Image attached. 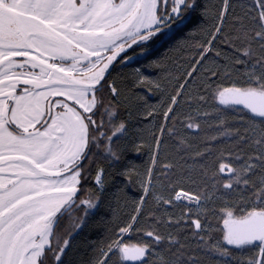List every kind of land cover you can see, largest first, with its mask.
Segmentation results:
<instances>
[{"label": "snow or ice", "instance_id": "1", "mask_svg": "<svg viewBox=\"0 0 264 264\" xmlns=\"http://www.w3.org/2000/svg\"><path fill=\"white\" fill-rule=\"evenodd\" d=\"M0 264H264V0H0Z\"/></svg>", "mask_w": 264, "mask_h": 264}]
</instances>
